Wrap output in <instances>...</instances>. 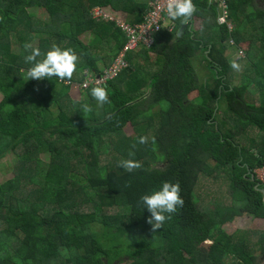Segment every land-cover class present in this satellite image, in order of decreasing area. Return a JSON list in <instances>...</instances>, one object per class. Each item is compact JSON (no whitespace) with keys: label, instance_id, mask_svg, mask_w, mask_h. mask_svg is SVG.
<instances>
[{"label":"trees","instance_id":"1","mask_svg":"<svg viewBox=\"0 0 264 264\" xmlns=\"http://www.w3.org/2000/svg\"><path fill=\"white\" fill-rule=\"evenodd\" d=\"M149 1L0 0V161L13 157L10 178L0 181V264H254L252 251L264 258V232L221 230L242 214L264 219V186L252 173L264 166V8L257 0H224L230 31L216 25L214 4L193 0L198 14H208L205 38L187 39L184 30L173 40L175 30L162 29L150 46L138 42L128 68L100 85L110 100L102 107L90 95L94 85L75 102L56 77L25 78L32 65L24 45L35 39L42 54L53 44L75 52L70 82L82 83L84 72L103 75L128 39L115 20H97L92 10L134 25ZM29 8L43 9L48 22ZM240 41L248 44L236 60L241 70L227 78L225 51L235 54ZM198 49L209 82L191 67ZM85 103L91 113L82 111ZM127 124L136 138L124 134ZM140 136L148 143L139 144ZM124 159L142 167L128 173L119 166ZM165 181L179 183L184 204L153 234L139 201Z\"/></svg>","mask_w":264,"mask_h":264},{"label":"clouds","instance_id":"2","mask_svg":"<svg viewBox=\"0 0 264 264\" xmlns=\"http://www.w3.org/2000/svg\"><path fill=\"white\" fill-rule=\"evenodd\" d=\"M165 11L168 17L174 20V22L176 19L182 18V22L187 23L195 11V6L193 4V0H166ZM215 12L216 18L217 9H215ZM175 29L176 22L174 30ZM24 48L26 52H28L25 56V62L32 65L25 73L27 81L43 79L51 80L53 77H56L61 81H71L77 70V61L79 59L72 49H62L58 45L53 44L50 50L42 54L40 49L38 47H34L31 43H25ZM235 50V56L237 50H241L242 53L245 51L236 47ZM42 55V59H37ZM235 59L237 60L238 58ZM230 67L235 71L241 70L240 64L235 60L230 63ZM90 95L97 102L98 106L102 107L104 104L110 103L106 87L95 86L91 89ZM81 108L85 114L93 111L87 103L82 104ZM138 143L147 144L148 137H138ZM133 147H135V145H133ZM134 155V152H129L130 157ZM119 166L128 173L142 167L141 163L134 159H124L119 162ZM180 192L181 189L178 182L173 184L165 181L159 190L153 191L150 194H144L140 197L139 204L142 206V209H147L150 213L147 223L151 225V231L153 234L157 229H161L163 227L166 220L171 219L172 214L177 212L178 207H183L184 201Z\"/></svg>","mask_w":264,"mask_h":264},{"label":"built area","instance_id":"3","mask_svg":"<svg viewBox=\"0 0 264 264\" xmlns=\"http://www.w3.org/2000/svg\"><path fill=\"white\" fill-rule=\"evenodd\" d=\"M208 3L216 5L217 15L215 22L217 25H224L227 31L232 29V24L227 19V11L225 9V2L223 0H206ZM166 0H151L149 8L144 16V19L139 24H129L123 20H117L114 17L109 16L104 10L95 8L92 10L93 17L97 20H115L118 27L125 32L128 39L127 43L118 52L110 68L103 70V75L92 76L91 74H85V80L77 84L80 89L87 88L89 85L100 86L106 80L111 79L117 72L122 69L128 68L129 64L126 60L127 53L136 48L139 43L150 46L153 42V35L162 30L166 29L171 32L174 30L175 22L168 17L165 11ZM228 44L233 45V41L229 40ZM243 53L241 50H237L236 58H242ZM59 82L65 83L66 81ZM74 83V82H68ZM68 85V84H66ZM255 180L264 186V166L256 167L252 170Z\"/></svg>","mask_w":264,"mask_h":264},{"label":"rangeland","instance_id":"4","mask_svg":"<svg viewBox=\"0 0 264 264\" xmlns=\"http://www.w3.org/2000/svg\"><path fill=\"white\" fill-rule=\"evenodd\" d=\"M257 4L259 7L264 8V3L261 0H257ZM28 11L30 14H33L39 21L48 22V16L43 9L29 8ZM104 12H106L109 16L114 17V15L112 14V12L110 10H107ZM121 15L124 16V14H121ZM114 18L117 20H121V19L117 18L116 16ZM200 25H202L207 30V27L205 26L206 23L202 22ZM193 29H195V27H193ZM90 36L91 35L87 32V33L82 34L79 38L82 42L86 43L87 41H89ZM199 37H202V35H199ZM31 44H33V46H36L37 45V39H35ZM239 46L242 50H244V49L247 50L248 44L246 41H240ZM13 48H18L17 43L13 45ZM229 52L225 51V56L228 59V61L232 62L233 60H235L236 56L233 52H231V50ZM202 55H203V53H201V52H199L197 55L195 54L193 56V58L191 59V63H192V66L194 67V70H197V72H198L197 73L198 79H200L203 82H209L208 80H209L210 72L207 73V70L205 69V64H207V62H206L207 60H205ZM195 57L198 58L197 63H195ZM152 58H154V57L152 56ZM235 72H236L235 70L230 69V71L228 73H226L224 76L229 78L228 74L231 73V76L233 77L232 74ZM84 74H86V72H84ZM201 74H203V75H201ZM232 80H233V84H236L237 80L233 79V78H232ZM60 83L65 84V85L68 84L67 96L72 101L78 102L79 100H81L82 89H80V87L76 83H68V82H65V83L60 82ZM194 96H195V92H192V93L188 94L187 98L191 99ZM1 98H2V95L0 94V100H1ZM53 111H54L53 113H56L55 110H53ZM123 132L127 136H132L133 138H136V136H135L136 134L134 133L132 126H130L128 124L124 127ZM40 159L42 162H45L46 161V155L41 154ZM12 161H13L12 156H7L0 161V181H3L5 179L10 178ZM208 184H210L209 187H211V188L218 187L219 181H217L215 183L209 182ZM208 184L204 183L201 186H203L206 190V188L208 187ZM199 189H201V188H199ZM224 190H225V187H222L220 193H221L222 197L224 198V202H226L227 196H226V193ZM223 191H224V193H223ZM201 192H203V191H201ZM221 230L226 234H231V233L236 232V231L237 232H252V231L264 232V219L253 218L250 215L242 214L241 216L234 217L232 219V221L226 222L223 225H221ZM255 240H256V238H252V241H255ZM208 244H209V242L205 241L201 245V247H198V250L201 252L202 256L205 254L204 250ZM252 255L256 256V261L254 264H264V258L260 257V255L258 254L257 251H252ZM121 260H123L124 263L127 261L125 257H123ZM227 261L230 262L229 257L227 258Z\"/></svg>","mask_w":264,"mask_h":264},{"label":"crops","instance_id":"5","mask_svg":"<svg viewBox=\"0 0 264 264\" xmlns=\"http://www.w3.org/2000/svg\"><path fill=\"white\" fill-rule=\"evenodd\" d=\"M150 1L148 2V5H149ZM120 14H122V13H120ZM205 16H208V14L205 12V10H202L198 14V8H197V10L194 11L192 17L190 18V20L187 23H183L182 21L179 23L178 20L180 21V20H182V18L176 19V29L174 32L173 40L175 38H178V39L181 38V36H183V34H184V30H185V33H187V37H186L187 39H190L191 36H193L194 39H203V37L205 38V33H207V31L202 25H200L203 22V20L206 19ZM206 21L208 22L207 19H206ZM193 27H195V29H193ZM196 34H197V38L194 36ZM199 35H202V37H199ZM202 51H203L202 49L195 50V53L190 57V64H191V67L193 70H194V67L192 66L191 59L193 58V56L195 54L197 55L199 52L202 53ZM196 57H195V63L198 62V58H196ZM235 61H236V59H235ZM194 71L198 77L197 70H194ZM201 75H203V74H201Z\"/></svg>","mask_w":264,"mask_h":264}]
</instances>
